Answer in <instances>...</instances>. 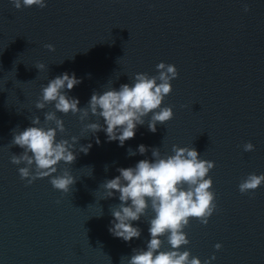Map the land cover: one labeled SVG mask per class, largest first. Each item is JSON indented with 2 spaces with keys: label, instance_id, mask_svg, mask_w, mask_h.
Returning <instances> with one entry per match:
<instances>
[{
  "label": "water",
  "instance_id": "water-1",
  "mask_svg": "<svg viewBox=\"0 0 264 264\" xmlns=\"http://www.w3.org/2000/svg\"><path fill=\"white\" fill-rule=\"evenodd\" d=\"M46 7H22L0 0V264H127L133 249L150 239L147 209L139 238L125 242L108 229L110 206L105 180L117 168L152 160L151 148L171 155L172 145L193 147L210 170L217 209L206 226L190 218L184 229L190 257L210 264H264V183L242 195L239 183L250 173L264 174V0H45ZM249 11L245 12L244 4ZM51 44L54 51L44 45ZM160 62L175 65L178 77L162 106L173 118L150 132L145 124L118 146L104 131L92 135L77 116L57 113L76 145L71 165L61 162L76 183L67 193L49 178L28 185L10 162L22 149L12 132L31 126L33 117L53 110L35 108L41 87L67 72L82 82L68 91L86 107L93 91L119 89L137 73L156 75ZM45 67L38 70L35 65ZM103 124V119L100 121ZM99 139V144L96 139ZM251 142L252 152L243 144ZM149 151L128 156L139 145ZM107 166V171H105ZM59 201V203H57ZM161 250H169L161 237ZM220 243L219 250L214 245Z\"/></svg>",
  "mask_w": 264,
  "mask_h": 264
},
{
  "label": "clouds",
  "instance_id": "clouds-1",
  "mask_svg": "<svg viewBox=\"0 0 264 264\" xmlns=\"http://www.w3.org/2000/svg\"><path fill=\"white\" fill-rule=\"evenodd\" d=\"M19 10L22 7H46L45 0H10ZM245 12L249 11L244 4ZM49 51H54L51 44L44 45ZM35 67L42 70L45 65L37 63ZM156 75L137 73L133 83H124L119 89L113 87L98 93L93 91L86 107L80 108L79 100L68 95V91L82 81L75 74L64 72L48 81L41 87V94L35 102V108L43 110L53 105V110L44 112L43 123L40 117H33L29 127L22 131L12 132L11 145L22 149L20 154H12L10 162L18 167V173L27 184L37 179L49 178L55 190L67 193L76 183L75 178L67 168L58 170V165L75 163L77 152L87 154L91 144L76 145L79 140L61 137L65 134L63 120L57 113L77 116L83 123L90 116L96 117L95 122L84 123V130L93 136L104 131L108 142L117 141L123 147L125 142L134 138L138 126L145 124L150 132H156L157 124H165L173 118L171 106H162L165 97L172 91L171 81L178 77V71L173 64L160 62L156 65ZM103 119V124L100 123ZM99 144V139H96ZM244 152H252L255 146L249 141L242 146ZM152 160H139L134 167L117 168L119 175L105 180L102 187L106 198H112L118 193L119 204L110 206L113 220L110 221L109 233L125 242L141 236V229L133 226L140 221L147 209L153 216L147 221L150 239L146 248L133 249L127 264H201L195 256L190 257L188 250L181 251L182 246L189 244L184 229L189 225L190 218H195L206 226L209 218L217 209L216 194L212 190V179L208 175L214 168V162L200 159V154L193 147H178L172 145V154L161 155L158 148H151ZM149 149L141 144L135 151L127 149L128 156L137 153L144 155ZM107 171V166H105ZM264 183V174L250 173L238 185L239 192L244 195L254 192ZM59 203V201H57ZM166 237L169 250H161ZM222 247L214 245L216 250ZM215 259L213 254L210 258ZM205 259L203 264H210Z\"/></svg>",
  "mask_w": 264,
  "mask_h": 264
}]
</instances>
